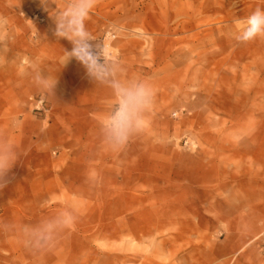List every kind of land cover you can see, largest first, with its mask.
I'll list each match as a JSON object with an SVG mask.
<instances>
[{"label": "rangeland", "instance_id": "1", "mask_svg": "<svg viewBox=\"0 0 264 264\" xmlns=\"http://www.w3.org/2000/svg\"><path fill=\"white\" fill-rule=\"evenodd\" d=\"M257 9L0 0V264H264V34L238 39Z\"/></svg>", "mask_w": 264, "mask_h": 264}, {"label": "clouds", "instance_id": "2", "mask_svg": "<svg viewBox=\"0 0 264 264\" xmlns=\"http://www.w3.org/2000/svg\"><path fill=\"white\" fill-rule=\"evenodd\" d=\"M246 28L238 37L243 41H249L257 35L264 34V11L255 10L246 21ZM149 93L143 86H139L135 91L124 93L120 106L111 118L108 132L110 138L118 145L126 143L127 138L133 128L134 116L141 106L147 103ZM3 164L0 162V167Z\"/></svg>", "mask_w": 264, "mask_h": 264}, {"label": "crops", "instance_id": "3", "mask_svg": "<svg viewBox=\"0 0 264 264\" xmlns=\"http://www.w3.org/2000/svg\"><path fill=\"white\" fill-rule=\"evenodd\" d=\"M76 115H79L78 118H77V116H76V117L73 118V119H75V120L82 119V118L80 117V114H77V113H76Z\"/></svg>", "mask_w": 264, "mask_h": 264}]
</instances>
